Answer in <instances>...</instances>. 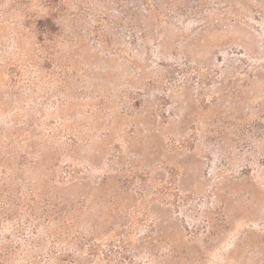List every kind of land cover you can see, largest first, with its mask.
<instances>
[{"label": "rangeland", "instance_id": "obj_1", "mask_svg": "<svg viewBox=\"0 0 264 264\" xmlns=\"http://www.w3.org/2000/svg\"><path fill=\"white\" fill-rule=\"evenodd\" d=\"M0 264H264V0H0Z\"/></svg>", "mask_w": 264, "mask_h": 264}]
</instances>
